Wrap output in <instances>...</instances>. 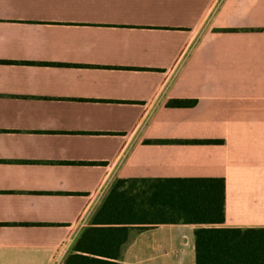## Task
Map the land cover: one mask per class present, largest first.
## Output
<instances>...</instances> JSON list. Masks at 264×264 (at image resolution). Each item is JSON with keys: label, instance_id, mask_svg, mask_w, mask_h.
<instances>
[{"label": "crops", "instance_id": "obj_1", "mask_svg": "<svg viewBox=\"0 0 264 264\" xmlns=\"http://www.w3.org/2000/svg\"><path fill=\"white\" fill-rule=\"evenodd\" d=\"M170 177L264 226V0H0V264H65L118 180ZM144 221L119 262L196 264L208 224Z\"/></svg>", "mask_w": 264, "mask_h": 264}, {"label": "trees", "instance_id": "obj_2", "mask_svg": "<svg viewBox=\"0 0 264 264\" xmlns=\"http://www.w3.org/2000/svg\"><path fill=\"white\" fill-rule=\"evenodd\" d=\"M194 103L181 98L168 105ZM124 184L125 180H118L95 215L94 225L77 238L65 264H122L117 258L128 236L126 224L137 220L208 224L195 231L196 264H264V226L220 225L225 221L223 177L160 178L136 193L132 188L121 189Z\"/></svg>", "mask_w": 264, "mask_h": 264}]
</instances>
